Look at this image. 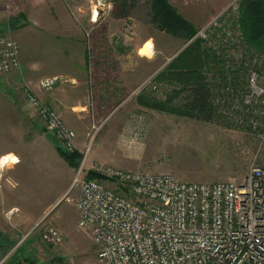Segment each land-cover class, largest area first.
Listing matches in <instances>:
<instances>
[{"label": "rangeland", "instance_id": "1", "mask_svg": "<svg viewBox=\"0 0 264 264\" xmlns=\"http://www.w3.org/2000/svg\"><path fill=\"white\" fill-rule=\"evenodd\" d=\"M32 1L42 2L47 12L52 15L59 13L55 9L56 5L61 3L62 7L68 8L73 3L76 8L75 14L88 15L90 22L91 0H0V33L15 31L10 34L13 38L16 32L22 35L27 27V24L23 23L25 18L22 17L23 19L17 26H11L10 20L16 17L18 12L29 9ZM103 1L111 2V4L106 13H103L93 24V30L103 29L108 24L116 23L114 22L116 18H124L119 29L124 31L125 35L120 37L127 38L130 48L132 47L135 53L138 40L139 50L141 48L139 51V83L130 85L123 100H129L127 98L132 96L137 100L142 94L160 100L166 99L179 85L176 82H170L167 77L158 78V75L194 39L199 38L202 41L204 50L208 49L209 43L196 34L191 40L172 36L173 40H170V43L168 40L161 43L156 37L145 39L146 35H150L148 33L150 29L152 32L154 27H142L138 30L137 21L139 25H142L144 21H147L146 17L150 20V0ZM240 1H235L233 9H230V13H225L223 18L228 19L230 14L236 17L239 12L235 5ZM213 17H209L206 23ZM202 28L203 26L197 28L196 31L199 32ZM82 30L86 34L92 32L91 26L82 25ZM20 39L23 40V36ZM149 42H151L150 54H142L144 46ZM154 42H159L162 45L161 48L166 46L162 54L155 55L157 46ZM212 44L216 45L213 42ZM19 48L21 58V43ZM211 48L220 50L225 47L216 45ZM227 53L229 54L226 58L228 62L226 66L233 68L232 58L235 61L239 59L234 57L230 51ZM208 54L214 62L216 53L209 50ZM164 61V66L158 70ZM217 66V63L210 65V84L213 89V103L216 111L212 122H202L159 112L145 108L138 102V105L127 102L126 111L123 114L122 111L116 110L122 102L115 100L110 104L105 103L102 108L96 106L94 109L90 99L86 108L82 109L84 111L75 110L79 111L75 113L79 128L75 129L64 119L56 106L50 105L61 120L76 133L73 151L81 156L78 155L80 158L78 171L81 170L79 180L86 178L88 171L95 166L129 171L172 173L183 181L240 180L252 166L263 164L264 104L258 102L247 104L244 98L249 88L251 72L256 70L260 73L261 68L251 67L246 71V68L240 67L238 72L230 71L220 76L215 73ZM259 76L258 81L264 87V75L259 74ZM43 80L52 81L49 86L43 88L40 80L43 89L51 90L59 78L48 77ZM81 141L82 145L79 146L78 142L81 143ZM55 145L58 154L67 165L74 170L78 169L67 162L60 148L67 150L56 141ZM91 156L96 160L87 170V161ZM104 157L113 158V160L103 161ZM104 181L109 186L114 185L112 181ZM77 187H79L78 181L74 189L77 190ZM77 195L71 192L67 200H61L50 211L43 219V224H40L37 229L25 235L19 234L12 238L7 246L0 247V264H97L96 246L92 242L90 232L77 225ZM47 225L58 229L61 236L59 244L52 245L41 239V234Z\"/></svg>", "mask_w": 264, "mask_h": 264}, {"label": "built area", "instance_id": "2", "mask_svg": "<svg viewBox=\"0 0 264 264\" xmlns=\"http://www.w3.org/2000/svg\"><path fill=\"white\" fill-rule=\"evenodd\" d=\"M110 4L91 0L90 22H97ZM234 4L196 36L210 46L228 47L241 59V32L233 15L223 18ZM19 69L18 42L0 33V72ZM258 73L250 74L247 104H264V87L258 81L264 66ZM51 83L41 81L43 87ZM25 97L26 107L35 110L47 132L73 152L75 131L32 92L25 91ZM92 170L96 177L78 181L76 208L78 227L90 232L96 246L97 264H264V163L252 166L240 180L207 182L183 181L172 173L96 166ZM41 239L52 245L61 242L58 229L51 225Z\"/></svg>", "mask_w": 264, "mask_h": 264}, {"label": "crops", "instance_id": "3", "mask_svg": "<svg viewBox=\"0 0 264 264\" xmlns=\"http://www.w3.org/2000/svg\"><path fill=\"white\" fill-rule=\"evenodd\" d=\"M234 1L238 0H169V3L197 29ZM62 6L56 5L59 13L52 15L42 2L32 1L29 9L17 13L27 24L22 35L14 34L22 46L21 67L0 73V159L9 155L19 158L18 163L9 160L0 167V247L7 246L19 234L37 229L71 192L80 193L79 187L74 189L79 181V168H70L58 154L53 136L35 110L26 107L25 91L49 106H56L75 129L79 128L75 119L79 111L75 110L86 108L90 99L94 109L114 100L122 102L116 109L122 114L127 102L138 105L133 96L123 100L130 85L139 83L141 50L139 40L135 53L127 38L120 37L125 35L119 29L124 18L93 30L88 15L75 14L73 3L68 8ZM149 18L142 25L137 21L138 30L149 26L155 29L152 32L150 29L145 39L156 37L161 43L167 40L170 43L173 37L158 30L151 15ZM82 25L91 26L92 32H83ZM154 43L155 55L162 54L166 46L161 48L159 42ZM48 77L59 78L51 90L40 85V80ZM95 160L92 156L88 159L87 170ZM108 160L113 158L104 157L103 161Z\"/></svg>", "mask_w": 264, "mask_h": 264}, {"label": "trees", "instance_id": "4", "mask_svg": "<svg viewBox=\"0 0 264 264\" xmlns=\"http://www.w3.org/2000/svg\"><path fill=\"white\" fill-rule=\"evenodd\" d=\"M150 1L151 19L158 30L184 40H191L195 36L197 32L195 27L171 6L169 0ZM236 8L239 13L232 19L241 32L242 57L239 61L232 58L233 68L226 66L228 47L217 50L209 46L205 51L201 44L202 41L199 38L194 39L158 75V78L163 76L172 83L176 82L179 87H176L166 99L160 100L142 94L138 96L137 102L145 108L159 112L202 122H212L216 111L213 103V89L210 84V65L218 64L215 73L220 76L230 71L238 72L240 67L246 68L247 71L251 67L262 68L264 66V0H241L236 4ZM21 19L22 15L11 18L10 25L17 26ZM209 50L216 53L214 62L208 54ZM60 151L70 165L79 167L80 154L61 148ZM93 177L96 175L87 173L86 178Z\"/></svg>", "mask_w": 264, "mask_h": 264}, {"label": "snow or ice", "instance_id": "5", "mask_svg": "<svg viewBox=\"0 0 264 264\" xmlns=\"http://www.w3.org/2000/svg\"><path fill=\"white\" fill-rule=\"evenodd\" d=\"M93 19H95V16H93ZM150 47H151V42H149L148 45L145 46V48L148 50V54H150ZM142 54H144V50H142ZM9 160L15 161V157H4L3 159H0V167L3 166V164L7 163Z\"/></svg>", "mask_w": 264, "mask_h": 264}, {"label": "clouds", "instance_id": "6", "mask_svg": "<svg viewBox=\"0 0 264 264\" xmlns=\"http://www.w3.org/2000/svg\"><path fill=\"white\" fill-rule=\"evenodd\" d=\"M9 156L15 157V161H13L14 163H18L19 162V158L18 157L14 156V155H9ZM6 157H8V156H6Z\"/></svg>", "mask_w": 264, "mask_h": 264}, {"label": "bare ground", "instance_id": "7", "mask_svg": "<svg viewBox=\"0 0 264 264\" xmlns=\"http://www.w3.org/2000/svg\"><path fill=\"white\" fill-rule=\"evenodd\" d=\"M146 45H148V44H146ZM145 45V46H146ZM145 46H144V48H143V50H144V54H148V50L145 48ZM150 49H151V47H150ZM152 52V51H151Z\"/></svg>", "mask_w": 264, "mask_h": 264}, {"label": "water", "instance_id": "8", "mask_svg": "<svg viewBox=\"0 0 264 264\" xmlns=\"http://www.w3.org/2000/svg\"><path fill=\"white\" fill-rule=\"evenodd\" d=\"M88 173H90L91 175H97V173L92 170H89Z\"/></svg>", "mask_w": 264, "mask_h": 264}]
</instances>
